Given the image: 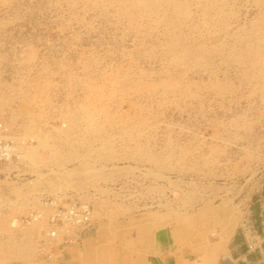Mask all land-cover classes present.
<instances>
[{
    "label": "rangeland",
    "instance_id": "374dc122",
    "mask_svg": "<svg viewBox=\"0 0 264 264\" xmlns=\"http://www.w3.org/2000/svg\"><path fill=\"white\" fill-rule=\"evenodd\" d=\"M0 122V264L99 226L111 256L165 228L188 264H264V0H0ZM55 196L92 229L11 228Z\"/></svg>",
    "mask_w": 264,
    "mask_h": 264
},
{
    "label": "crops",
    "instance_id": "0c3cea01",
    "mask_svg": "<svg viewBox=\"0 0 264 264\" xmlns=\"http://www.w3.org/2000/svg\"><path fill=\"white\" fill-rule=\"evenodd\" d=\"M94 223L93 220V224ZM37 224L39 225L41 223H36V225ZM99 225H101V223H99ZM21 227L22 226L19 224H11L12 229L19 230ZM104 229V226H99L94 235L86 236L84 239L86 243H81V246H75L73 242L71 243L72 245L69 244L66 247L64 246L61 250H59V246H57L59 252L65 250L63 252V257H65L63 262L69 264L68 262L70 260L77 259V263L71 264H188L187 261H189V259L185 257L184 251H178L170 230L159 228L150 236V242L146 248L140 243V238L136 237V231L132 230L128 233V236H121L122 242L128 241V248L126 250L123 249V245L114 250V252H117V256H111L110 254H105V252H108L107 248L100 245L105 238ZM43 237H45L44 234H42V238ZM45 238L42 240L43 245H47ZM83 254L87 257V262L85 263ZM207 263L217 264V261L212 258Z\"/></svg>",
    "mask_w": 264,
    "mask_h": 264
},
{
    "label": "built area",
    "instance_id": "2783aa9c",
    "mask_svg": "<svg viewBox=\"0 0 264 264\" xmlns=\"http://www.w3.org/2000/svg\"><path fill=\"white\" fill-rule=\"evenodd\" d=\"M19 158V145L9 137L8 129L0 122V164ZM34 223L43 225V233L48 240L64 246L82 232L92 229L93 209L85 202L70 198L43 197L39 209L18 219L20 226Z\"/></svg>",
    "mask_w": 264,
    "mask_h": 264
},
{
    "label": "bare ground",
    "instance_id": "6f19581e",
    "mask_svg": "<svg viewBox=\"0 0 264 264\" xmlns=\"http://www.w3.org/2000/svg\"><path fill=\"white\" fill-rule=\"evenodd\" d=\"M34 224H36V223H34Z\"/></svg>",
    "mask_w": 264,
    "mask_h": 264
}]
</instances>
